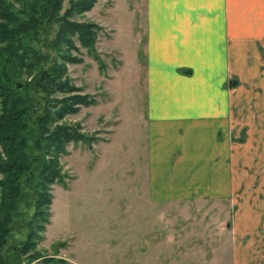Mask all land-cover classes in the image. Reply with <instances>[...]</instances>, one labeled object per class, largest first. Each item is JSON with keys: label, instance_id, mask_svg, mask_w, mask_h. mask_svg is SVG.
I'll return each mask as SVG.
<instances>
[{"label": "crops", "instance_id": "crops-1", "mask_svg": "<svg viewBox=\"0 0 264 264\" xmlns=\"http://www.w3.org/2000/svg\"><path fill=\"white\" fill-rule=\"evenodd\" d=\"M143 1L147 141L130 190L163 203L164 226L169 203L227 201L229 263L264 264V0Z\"/></svg>", "mask_w": 264, "mask_h": 264}, {"label": "rangeland", "instance_id": "rangeland-1", "mask_svg": "<svg viewBox=\"0 0 264 264\" xmlns=\"http://www.w3.org/2000/svg\"><path fill=\"white\" fill-rule=\"evenodd\" d=\"M143 5L98 0L75 19L101 27L95 49L104 68L76 43L82 62L69 64L68 75L96 103L63 123L80 126L95 141L90 148L71 143L61 158L65 184L52 187L50 224L37 250L67 264H230L227 201L169 203L164 226L163 203L130 190L143 177L147 141ZM161 233L162 243L150 248L151 234Z\"/></svg>", "mask_w": 264, "mask_h": 264}, {"label": "trees", "instance_id": "trees-1", "mask_svg": "<svg viewBox=\"0 0 264 264\" xmlns=\"http://www.w3.org/2000/svg\"><path fill=\"white\" fill-rule=\"evenodd\" d=\"M97 1L64 8V0H0V264H67L37 246L50 224L52 187L65 184L68 145L95 141L63 122L96 103L67 66L82 62L78 43L103 71L101 27L75 20Z\"/></svg>", "mask_w": 264, "mask_h": 264}]
</instances>
